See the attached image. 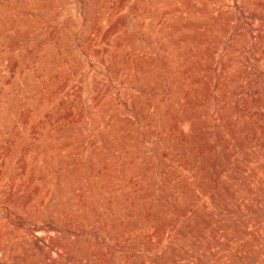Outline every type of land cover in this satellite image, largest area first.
<instances>
[{
	"label": "rangeland",
	"instance_id": "374dc122",
	"mask_svg": "<svg viewBox=\"0 0 264 264\" xmlns=\"http://www.w3.org/2000/svg\"><path fill=\"white\" fill-rule=\"evenodd\" d=\"M0 264H264V0H0Z\"/></svg>",
	"mask_w": 264,
	"mask_h": 264
},
{
	"label": "bare ground",
	"instance_id": "6f19581e",
	"mask_svg": "<svg viewBox=\"0 0 264 264\" xmlns=\"http://www.w3.org/2000/svg\"><path fill=\"white\" fill-rule=\"evenodd\" d=\"M5 11H6V10H5ZM34 55H35V54H34ZM31 58H32V57H31ZM31 58H30V59H31ZM26 62H27V61H26ZM26 62H25V63H26ZM29 62H30V61H29ZM13 64H14V63H13ZM14 66H15V65H14ZM10 71H11V70H10Z\"/></svg>",
	"mask_w": 264,
	"mask_h": 264
}]
</instances>
